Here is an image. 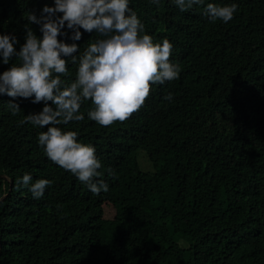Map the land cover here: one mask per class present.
Masks as SVG:
<instances>
[{
  "label": "trees",
  "instance_id": "1",
  "mask_svg": "<svg viewBox=\"0 0 264 264\" xmlns=\"http://www.w3.org/2000/svg\"><path fill=\"white\" fill-rule=\"evenodd\" d=\"M207 3H236L231 21H211ZM54 0H0V34L24 43L30 12ZM154 42L173 44L179 78L153 84L123 122L59 125L95 147L108 191L52 162L46 131L21 123L43 103L0 94V264H264V0H204L181 12L174 0H129ZM59 15V13H57ZM80 53L99 34L82 28ZM65 84L76 76L70 57ZM14 59V58H13ZM2 63L0 73L10 67ZM172 94V100L164 97ZM51 106V102H49ZM48 179L40 199L17 182Z\"/></svg>",
  "mask_w": 264,
  "mask_h": 264
},
{
  "label": "clouds",
  "instance_id": "2",
  "mask_svg": "<svg viewBox=\"0 0 264 264\" xmlns=\"http://www.w3.org/2000/svg\"><path fill=\"white\" fill-rule=\"evenodd\" d=\"M152 3L158 6L159 0ZM174 4L184 12L193 5H204V0H174ZM237 10L236 3H207L204 15L213 22L227 23ZM27 20L40 26L41 35L26 25L19 51L14 47L19 43L15 35L0 34L2 63L8 65L15 59L0 73V94L12 98L7 107L14 116L21 112L14 102L17 98L43 103L41 111L25 115L21 123L46 129L39 133L38 144L52 162L74 174L94 195L107 192L108 184L95 179L102 166L95 147L80 142L76 131L62 130L59 125L83 121L80 108L86 100L94 105L87 112L88 119L101 126L128 119L143 106L153 84L179 78V64L170 61L173 44L166 38L154 42L129 0H54V6L45 4L40 16L30 12ZM65 24L72 30L73 41L81 39V28L101 38L90 41L77 55L76 43L58 39L65 35ZM62 57H70L77 65L69 84L61 79L68 75V62ZM172 98L171 93L164 97ZM32 181L31 174L25 173L17 183L28 187L34 199H40L52 183Z\"/></svg>",
  "mask_w": 264,
  "mask_h": 264
},
{
  "label": "water",
  "instance_id": "3",
  "mask_svg": "<svg viewBox=\"0 0 264 264\" xmlns=\"http://www.w3.org/2000/svg\"><path fill=\"white\" fill-rule=\"evenodd\" d=\"M3 196H1L0 198H2Z\"/></svg>",
  "mask_w": 264,
  "mask_h": 264
}]
</instances>
